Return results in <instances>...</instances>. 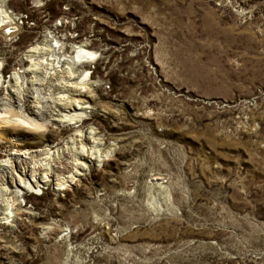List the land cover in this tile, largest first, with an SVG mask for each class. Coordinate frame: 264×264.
I'll use <instances>...</instances> for the list:
<instances>
[{
    "label": "rangeland",
    "instance_id": "374dc122",
    "mask_svg": "<svg viewBox=\"0 0 264 264\" xmlns=\"http://www.w3.org/2000/svg\"><path fill=\"white\" fill-rule=\"evenodd\" d=\"M4 9L15 23L0 28L1 97L20 92L50 117L69 110L62 93L89 107L44 130L0 129L3 144L27 138L0 148L14 168L0 184V264H264V0ZM43 39L37 59L60 65L78 46L95 57L71 62L70 78L68 63L52 77L41 63L25 77L34 82L15 83ZM43 147L34 160L48 154L50 168L33 173L8 154ZM32 175L48 180L34 188Z\"/></svg>",
    "mask_w": 264,
    "mask_h": 264
},
{
    "label": "bare ground",
    "instance_id": "6f19581e",
    "mask_svg": "<svg viewBox=\"0 0 264 264\" xmlns=\"http://www.w3.org/2000/svg\"><path fill=\"white\" fill-rule=\"evenodd\" d=\"M4 6H5V0H0V16H1L0 17V28H2L3 26H6L4 19H8L6 21H9L10 24L15 23V22H13V19L15 17L11 16L7 12V10L4 9ZM9 27H10L9 32L13 33V31H15V29H12L14 27V25H10ZM5 28H7V27H5ZM49 46H50V44H48L47 39H43L41 42H37L36 44H33L32 46H30L27 49L25 56H27V60H30L32 63L28 67H25L22 71H18V70L13 71L11 78L15 80V83H17L20 80L19 78H21V77H23V79H24V84L29 83V82H34L32 80L26 79L25 77L27 76L28 72L29 73L34 72L37 69V67H39V64H41V63H45V66H43L45 68V70H44L45 71L44 72L45 77H52V74H54V72L56 70L61 71L59 66H63L64 62L68 63L66 68H68L69 70H65V71L69 72V78H70V77H72V74L74 72V70L72 71L73 68L71 66L72 65L71 62L74 63L76 60L82 59L83 63H85V62L91 61L92 58L95 57L94 51L78 46L77 50L75 51V54L71 57L72 59H68L65 56L62 59H61V57H58V63H59V61L62 60V64H60V65L54 64L55 62L50 61L51 59L49 57H46L45 59L44 58L43 59H37L39 54H42V55L46 54V51L49 50ZM58 53L60 54L59 50H58ZM62 53L60 54L61 56H62ZM48 64L51 67L46 66ZM55 67L59 68V69H55V71H52V72L47 70L48 68H55ZM20 72L21 73L24 72V74H20ZM59 76L63 77L62 74H60ZM4 82H5V80L2 79V77L0 75V90L4 85ZM7 86L8 87L10 86L8 92H11L14 90L11 88L12 85L10 83ZM72 86L75 88V85H73L72 82H70V81L65 82V87L72 88ZM79 95H82V93L77 92V93H75V96H72L69 94L67 95L64 93L60 94L59 98L66 100L65 103L68 104L67 107H69V110H66L67 112L63 113V115H61V117L60 116H51L50 117L47 115V110L44 108V106H40L39 104L34 103L36 101H33V99L31 100V99H28L26 97L25 98L21 97L20 92H18V94L15 97H13L14 102L12 101V98H10L11 97L10 95L6 96V98H5V97H1V94H0V129H5L8 126L13 125V126L26 127L29 130L30 129L44 130L48 127V124H50L52 121H55V122L57 121L60 123H61V121L62 122H66V121L72 122L73 119H75L77 117L84 116L85 110H82V109H86L89 107L88 105L81 104V102L83 100H81V98H80L81 96H79ZM29 97H32V96H29ZM29 113L35 114V116H32ZM78 120H80V119L79 118L76 119V121H78ZM25 139H27V138H25V137L20 138L18 136L17 137L14 136V139H12V141H10L8 144H7V142L3 144V141L0 140V148H3V146H8L10 143H13L15 145L17 143L23 144L24 143L23 141ZM58 149H60V147L56 148L54 151H58ZM50 151L51 150L48 151V149L46 147L32 148L30 150H24V151H21V150L16 148V149L9 150L8 154L11 155V158L13 157L14 160L17 161V163L19 164V167H22V164H24L25 167H28V166H30L29 163L32 162L33 166H31V170L33 173V172H37L39 169H42L43 166L50 168V164H49L50 161L43 160V159L48 160L47 159L49 156L48 154H46L45 157H41V159H39V160H37V159L34 160V158L36 156L41 155L42 153H45V152L48 153ZM28 155L31 156L30 157L31 161L27 160ZM95 158H97V156L94 157L93 153L91 152L89 159L92 161ZM81 164H83V163H81ZM12 170H14L12 162H9L8 159H1L0 160V182H1L0 184H4L5 175L11 174ZM62 175H64V174H62ZM32 176H33V178L31 179V181L32 182L34 181V183H33L34 188H37L36 186H40L42 183L44 184L48 180V179L44 178L46 176H41V178H36L34 175H32ZM69 177L71 178L74 176L69 175ZM65 178H68V175L62 176L61 178L60 177L57 178V181H58L57 184L59 185L56 188L57 190H61L63 187H60V186L62 184H64L66 181H68L67 179L65 180ZM35 183H37V185ZM18 185L23 186V189H26V190H28L30 187V186L28 187L27 184L22 185V184H20V182ZM1 191H2V189H0L1 199L7 200L6 198L2 197L4 194ZM16 191L17 192H15V194H17V195H18V193H21V191L19 189H16ZM2 219L3 218H1V221H2Z\"/></svg>",
    "mask_w": 264,
    "mask_h": 264
}]
</instances>
